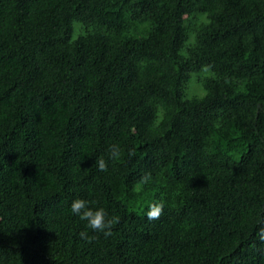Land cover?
Here are the masks:
<instances>
[{"label": "trees", "instance_id": "1", "mask_svg": "<svg viewBox=\"0 0 264 264\" xmlns=\"http://www.w3.org/2000/svg\"><path fill=\"white\" fill-rule=\"evenodd\" d=\"M0 264H264V0H0Z\"/></svg>", "mask_w": 264, "mask_h": 264}, {"label": "clouds", "instance_id": "2", "mask_svg": "<svg viewBox=\"0 0 264 264\" xmlns=\"http://www.w3.org/2000/svg\"><path fill=\"white\" fill-rule=\"evenodd\" d=\"M119 146H110L109 158L112 160L119 159ZM129 155H135V150H130ZM98 168L100 171H107V163L103 158H99ZM146 177L148 174H145ZM145 177L141 178V183H146ZM164 208L163 202H157L149 205V211L146 213L148 219H158L162 214ZM71 211L74 215L78 216L81 221L86 222V227L91 229L92 232L103 233L105 236H110L111 228L118 222V218H108L107 212L103 208L94 209L90 202L84 199H76L71 204ZM85 236L86 233H82Z\"/></svg>", "mask_w": 264, "mask_h": 264}]
</instances>
